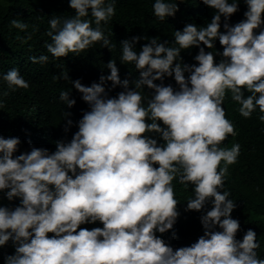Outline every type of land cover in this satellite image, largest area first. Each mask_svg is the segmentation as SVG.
I'll return each instance as SVG.
<instances>
[{"label": "clouds", "instance_id": "9594fccd", "mask_svg": "<svg viewBox=\"0 0 264 264\" xmlns=\"http://www.w3.org/2000/svg\"><path fill=\"white\" fill-rule=\"evenodd\" d=\"M69 6L74 16L48 21L47 53L79 56L100 42L140 78L130 88L111 60L99 83L72 82L90 108L75 134H57L44 115L33 124L43 136L14 124L0 136L1 264H264L256 233L231 217L237 205L223 191L241 140H253L235 122L264 124V0H154L133 35L102 29L115 0ZM2 79L18 92L30 87L15 68ZM107 82L123 91L109 97ZM70 94L60 92L68 108ZM38 114L31 106L26 116ZM173 185L194 197L178 207Z\"/></svg>", "mask_w": 264, "mask_h": 264}, {"label": "trees", "instance_id": "16d2710c", "mask_svg": "<svg viewBox=\"0 0 264 264\" xmlns=\"http://www.w3.org/2000/svg\"><path fill=\"white\" fill-rule=\"evenodd\" d=\"M153 3L154 0H115V16L107 24L102 22L101 27L104 29L115 25L124 35L139 34L143 30L149 6L151 4L153 6ZM74 15L75 11L70 8L69 0H0V101L3 103V107L0 108V136L6 138L8 133H12L14 130L12 124L18 129L25 130L30 138L43 136L40 131L35 130L33 124L44 115L47 118L46 123L50 124L57 134L60 132L75 134L78 131V122L90 108L82 100V94L74 88L72 82L79 80L84 86L99 83L101 75H110L107 64L111 60L116 61L121 81L129 80V87L134 88L140 73L133 64L121 63V56L115 49L104 47L103 50L100 42L79 56L69 54L65 58L56 59L47 53L44 44L51 43L46 35L50 30L49 19L53 16ZM13 19L27 23L28 29L21 31L12 27ZM88 19L93 18L89 16ZM28 35H31V39H27ZM41 55L49 56L47 63L31 62V57L38 59ZM13 68L18 69L29 83L30 87L27 90L21 92L17 91L19 89L12 90L2 79V76ZM61 73H67L68 80L53 79L54 76H61ZM155 83L160 84L161 81ZM163 84L179 90V86L170 79L164 78ZM105 89L109 97H116L123 91L120 86L113 88L111 82L105 84ZM62 90H70L69 98L76 101L72 108H68L60 100ZM143 91V94L154 95L146 86L143 87ZM31 106L38 107L39 114L28 118L26 115ZM65 113L70 115L65 116ZM68 120L72 121L71 126L68 125ZM157 123L164 127L161 121ZM238 125L251 131L253 140H241V155L237 158L238 162L229 169L223 191L230 192L229 199L235 201L237 205L231 217L240 220L242 218L247 224V231L251 229L256 233L257 241L260 243L257 253L264 258V135L260 133L264 131V124L259 128L258 125L236 121L235 126ZM147 135L156 139L159 144L164 143L158 134ZM226 140L220 147L230 149ZM173 187L176 199L180 203L178 207L194 197V192L174 185ZM188 237L189 235H182L181 241L186 242Z\"/></svg>", "mask_w": 264, "mask_h": 264}]
</instances>
